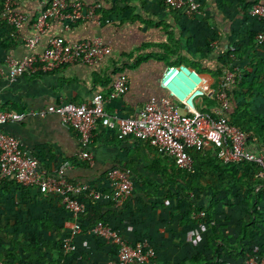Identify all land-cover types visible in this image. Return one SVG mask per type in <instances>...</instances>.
<instances>
[{
	"label": "crops",
	"instance_id": "obj_1",
	"mask_svg": "<svg viewBox=\"0 0 264 264\" xmlns=\"http://www.w3.org/2000/svg\"><path fill=\"white\" fill-rule=\"evenodd\" d=\"M49 1L44 0L45 4ZM68 1H80L88 6L99 3V7L92 19L79 20L68 28H64L59 20H49L45 33L30 51L24 42L32 35V24L40 11L39 3L35 0L5 1L10 10L23 18L19 28L5 20L0 21V68L3 70L0 74V110L24 113L25 117L7 123L3 128L18 138L30 155L48 170L69 160L72 167L65 172L67 179L85 183L101 194L95 199L81 195L80 199L88 208L92 204L94 210L128 241L135 242L148 235L161 255L168 246V259L188 257L201 245L202 236L210 225L179 226L185 208L178 203L180 192H176L179 188L175 190V186L165 182L168 174L164 168L172 163L170 159L159 155L145 141L132 137L118 139L113 132L99 125L91 140L93 160L86 163L77 158L80 150L77 133L72 127L62 125L58 113L40 116L29 112L61 102L90 103L96 94H102L108 99L104 102L106 111L135 117L145 102H158L165 96L158 79L166 65L181 63L215 79V71L222 65L221 57L239 47L235 32L243 33L258 27L257 19L250 15L255 3L246 8L245 17L237 0H200L201 12L192 16L166 6L162 0ZM58 36L67 42L99 39L111 51L92 64L74 62L53 72L24 75L15 81L6 78L7 56L20 58L29 52L39 53ZM240 44L243 47L245 42ZM196 68L204 70L197 71ZM116 76H125L129 84L122 95L111 92ZM254 102L264 110V97H258ZM248 147L252 150L255 146L251 142ZM113 168L123 169L133 185L131 195L120 206L114 205L107 196L111 193L107 173ZM38 193L36 188L31 190L32 195ZM209 196L203 194L200 202L206 204ZM30 205L36 210L49 206L42 198L34 200L28 208ZM4 208L0 204V212ZM68 216V213L61 214L66 228L70 229L71 218ZM228 234L234 235V229L229 228ZM75 241L86 253L88 262L100 264L111 259L110 246L106 242L104 245L90 230L79 234ZM182 246L184 249L179 253ZM161 255L157 256L155 264L163 262Z\"/></svg>",
	"mask_w": 264,
	"mask_h": 264
},
{
	"label": "built area",
	"instance_id": "obj_2",
	"mask_svg": "<svg viewBox=\"0 0 264 264\" xmlns=\"http://www.w3.org/2000/svg\"><path fill=\"white\" fill-rule=\"evenodd\" d=\"M35 1L39 3L40 11L32 24V35L24 42L29 51L33 50L45 33L49 20H59L64 28H68L79 20L92 19L99 7V3L88 6L80 1L70 3L68 0H50L47 4L44 0ZM162 1L166 6L183 11L187 16L201 12L200 0ZM250 15L260 25L255 39L259 44L264 43V0L251 6ZM22 18L21 14L10 10L4 4L0 21L5 20L19 28ZM110 51L111 48L99 39L67 42L58 36L39 53L29 52L20 58L7 56L6 78L15 81L24 75L53 72L74 62L92 64ZM237 71V67L226 70L218 85L214 86L211 76L196 72L184 64L166 65L158 79V85L165 92V96L158 102H145L135 117L106 111L104 102L108 99L102 94H96L90 103L61 102L29 113L40 116L58 113L62 125L72 127L77 133L80 146L77 158L86 163L93 160L91 140L94 131L101 125L113 132L118 139L132 137L147 142L159 155L167 157L177 168L187 173L194 170L190 153L193 149L205 151L212 148L216 156L227 164L255 162L261 168L257 176L264 185V153L249 149L247 135L227 120L230 105L227 91L234 83ZM1 73L3 70L0 68ZM128 88L125 76H116L113 79V95H122ZM207 101H214V104L208 106ZM24 117V113L0 110V181L12 177L23 186L36 188L41 193L55 194L60 198L63 208L71 218L70 235L63 244V252L70 253L75 248L74 237L81 232L79 218L88 209L80 196L86 195L95 199L101 194L85 183L67 179L65 172L72 167L69 160H63L54 169L48 170L40 165L36 157L30 155L18 138L4 130L7 123ZM107 181L111 192L109 200L114 205H122L133 190L131 179L123 169L113 168L107 173ZM201 216L202 211L194 213L192 218ZM90 231L116 250L115 258L100 264H149L155 256L153 244L146 236L135 242H128L107 221H98ZM242 264H264V257L251 256Z\"/></svg>",
	"mask_w": 264,
	"mask_h": 264
},
{
	"label": "trees",
	"instance_id": "obj_3",
	"mask_svg": "<svg viewBox=\"0 0 264 264\" xmlns=\"http://www.w3.org/2000/svg\"><path fill=\"white\" fill-rule=\"evenodd\" d=\"M5 1L0 0V12ZM258 1L237 0V3L242 5L247 17L246 8ZM259 30L258 24V27L243 33L235 32L239 47L221 57L222 65L215 71L214 86L218 85L226 70L239 69L227 91L230 103L227 120L247 135L248 144L253 142V151L264 153V110L254 102L258 97H264V43L259 44L255 39ZM240 42H245V45L240 47ZM207 103L211 106L214 101ZM190 153L194 170L187 173L172 162L164 168L168 174L165 182H170L175 190L179 188L176 192H180L178 203L185 208L179 226L210 227L204 232L202 243L195 252L181 258L178 264H241L251 256L264 257V185L257 176L260 166L249 161L223 163L212 148L205 151L193 149ZM32 189L12 177L0 181V199L7 198L11 204L10 210L4 208L0 212V264L88 262L86 253L78 248L75 239L98 221H105L103 216L91 204L79 218L81 233L73 239L74 250L64 253L63 244L70 235V229L66 228L61 214L67 212L57 195L39 192L35 196L31 194ZM203 194L210 195L206 204L200 202ZM107 196L109 198V194ZM40 198L49 204L48 208H41L38 212L28 208L30 203ZM200 211L203 216L193 219L192 215ZM229 228L234 229V235L228 234ZM148 238L152 242L151 237ZM153 247L156 253V244ZM110 248V258H115L116 250L112 246Z\"/></svg>",
	"mask_w": 264,
	"mask_h": 264
},
{
	"label": "rangeland",
	"instance_id": "obj_4",
	"mask_svg": "<svg viewBox=\"0 0 264 264\" xmlns=\"http://www.w3.org/2000/svg\"><path fill=\"white\" fill-rule=\"evenodd\" d=\"M180 194V193H179ZM4 199V200H3ZM0 204H3L4 205V207L7 209V210H10L9 208H10V200L9 199H7V198H2V199H0ZM30 208H32L35 212H38V210H36L35 209V207H34V205H30ZM13 210V207H12V209H11V211ZM0 211H2V210H0ZM22 225H24V224H22ZM22 227V226H21ZM152 244L153 245H155L154 243H153V241H152ZM157 248H158V246H157ZM165 248H167L166 250H165V252H164V254H162L161 255V252L160 251H158V249H157V251H156V253H155V256H154V258L151 260V262H150V264L151 263H153L155 260H156V258H157V256H159V255H161V257H163L164 258V260H163V262L161 263V264H165L164 262H166V264H178L179 263V261H180V259H178V258H171V259H168L167 258V254H169V252L168 251H170L169 249H168V246H166ZM169 248H170V246H169ZM195 248V247H194ZM156 249V248H155ZM183 249H184V246H182V249H180L181 251L179 252V253H182V251H183ZM188 250H190V249H187L186 251H188ZM154 264H155V262H154Z\"/></svg>",
	"mask_w": 264,
	"mask_h": 264
}]
</instances>
